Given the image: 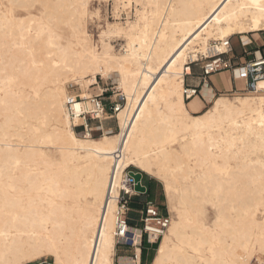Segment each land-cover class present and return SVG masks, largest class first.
<instances>
[{
    "label": "snow or ice",
    "instance_id": "1",
    "mask_svg": "<svg viewBox=\"0 0 264 264\" xmlns=\"http://www.w3.org/2000/svg\"><path fill=\"white\" fill-rule=\"evenodd\" d=\"M149 6L142 0L0 4L7 57L0 58V144L7 153L0 155V264H113L107 221L98 237L91 227L101 206L93 197L109 189L115 197V187L98 178L93 190L75 164L93 147L100 150L96 141L109 142L97 98L113 73L123 76L122 65H114L135 50L140 9ZM241 7L264 18V0ZM170 95L151 96L154 108L139 110L146 155L130 160L168 194L171 217L161 218L164 245L154 264H264V122L258 134L235 121L225 126L221 106L228 109L230 101L223 96L193 115ZM41 178L47 188L38 185Z\"/></svg>",
    "mask_w": 264,
    "mask_h": 264
},
{
    "label": "bare ground",
    "instance_id": "2",
    "mask_svg": "<svg viewBox=\"0 0 264 264\" xmlns=\"http://www.w3.org/2000/svg\"><path fill=\"white\" fill-rule=\"evenodd\" d=\"M5 1L8 2V0ZM249 2L250 0H230V3L226 0H142L144 5L152 6L140 9L142 28L135 33L136 39L133 44L135 50L124 51L122 54L127 59L114 65L116 67L122 65L123 71L122 77L118 73H113L120 81V85L114 89L123 96L125 101L115 114L119 131L115 135H108V143L100 144L99 141H96L100 148L99 151H95V147H93L90 154H85V159H77L75 167L80 169L85 185H91L95 190L98 178L103 179L105 186L111 185L113 175H115V183H117L122 172L130 166H134L141 173L154 178L139 164L130 162L133 158L146 155V147L142 146L146 122L144 119L140 121L136 119L137 116H141L139 110L145 109L147 112L154 108L153 101L149 97L170 94H176L179 107L186 108L183 96L184 78L185 75H191L189 64L199 61L198 55L207 57L204 55V51L207 49L210 53L209 47L212 42H224L233 36L264 32V26L258 27L253 24V20H256L260 25H264L261 13L256 9L241 7ZM221 4L225 6L218 7ZM155 5H159V7H155ZM144 17L146 19H143ZM229 27L232 31L225 35V31ZM217 36L221 38L218 40ZM0 42H2V33H0ZM218 49L222 48L218 47ZM4 51L3 48H0V58L7 59L4 56ZM145 56L148 59L145 60ZM193 56L198 59H191ZM181 67L185 69L183 72L179 71ZM177 76H179V82L176 79ZM145 77L148 78L147 81ZM258 83L255 84L251 94L258 92ZM208 87L206 85L202 89L201 100L214 106V101L220 99L221 96H214ZM153 88L157 89L155 93L152 92ZM223 97L230 101L228 109L221 106L222 112L227 117L224 121L225 126L235 121L243 126H250L257 134L261 131V122H264V96L256 94ZM217 117H219V113ZM134 128L136 131L133 130ZM128 134H131L132 139H129ZM216 135L218 136L219 133ZM113 137L120 138L119 145L111 143ZM12 143L17 142L13 141ZM125 144L128 146L127 149L123 147ZM117 147L119 150H116ZM3 154H7L6 149L4 145L0 144V155ZM11 155H16V153H11ZM42 179L37 181L38 185L47 188V185L41 182ZM109 191L101 192L98 201L93 197L94 204L98 203L101 206L95 207L96 223L92 224L91 231L97 234V237L99 234H104L105 221H107L106 235L114 242V252L111 257V261L114 262L115 204L110 199ZM87 192L88 189L85 188L82 193L85 195V200L88 199ZM166 196L168 199L167 193ZM164 235L156 247V254L151 264H154L160 247L164 245ZM95 246H100L99 238H97ZM124 263L132 264L128 258L120 260V264Z\"/></svg>",
    "mask_w": 264,
    "mask_h": 264
},
{
    "label": "built area",
    "instance_id": "3",
    "mask_svg": "<svg viewBox=\"0 0 264 264\" xmlns=\"http://www.w3.org/2000/svg\"><path fill=\"white\" fill-rule=\"evenodd\" d=\"M230 39L212 42L209 47L210 55L203 56L200 66V74L197 76L198 84H184L183 96L185 101H189L195 97H199L200 88L207 85L212 75L229 72L234 81H243L245 88L243 92L252 93L254 86L258 81L264 79V57H253L245 63L236 64L233 55ZM248 45V44H247ZM240 46L245 48L246 45L240 41ZM218 47L223 50L220 51ZM190 63L191 66L195 63ZM188 75H185V78ZM98 97V101L105 112V120L115 118V114L124 104V98L120 93L109 97L110 103L106 106L104 96ZM114 95V96H113ZM104 120V121H105ZM107 132V131H105ZM129 172H137L125 169L119 182L115 183V175H113L111 185L115 187L116 195L112 196L109 191L110 199L115 204L114 211V238L115 249L118 253H124L131 260L132 264H141L142 251L144 250V242L147 241L150 247L157 245L165 234L161 227V218L165 221L170 219V215L155 205L150 200L143 204H138L139 208L133 207L134 200L141 194L134 190V179ZM141 185L142 182H141ZM136 214L137 218L130 217V214ZM151 229V230H150ZM118 232L122 234L118 235Z\"/></svg>",
    "mask_w": 264,
    "mask_h": 264
},
{
    "label": "rangeland",
    "instance_id": "4",
    "mask_svg": "<svg viewBox=\"0 0 264 264\" xmlns=\"http://www.w3.org/2000/svg\"><path fill=\"white\" fill-rule=\"evenodd\" d=\"M2 3H6L5 0H0V4ZM239 41V37L238 36H233L230 39L231 42V46L233 47V53L230 55H233V57H240L243 56V50L241 48V46L238 43ZM199 56V62L195 63L191 66V75L185 78V83L189 84L192 81H197V76L200 74V66H201V61L200 59H202V55H198ZM236 61V59H235ZM113 76L116 77V79H113L111 81H106V95L104 96V103L107 106L110 103L109 97L112 96V93L114 94H118L119 92H116L117 90H115L114 88L120 85V81L118 79V77L116 76V74H113ZM237 88L243 90L244 86H243V81L238 82L237 84ZM260 95V96H264V93H259V92H255L254 94L248 93V92H242L240 94H217L216 96H228V97H233V96H248V95ZM114 96V95H113ZM125 102V101H124ZM188 103V102H187ZM209 104L205 103L202 105L200 111L198 113H191L193 115H198L200 114V112L202 110H204ZM123 106V105H122ZM104 124H108L110 127V130L112 131V133L116 134L118 132V127H117V120L115 118L109 119V120H105L103 121ZM109 127H106L104 129V131L109 130ZM130 170H134L137 172H140L136 167L134 166H130L129 167ZM141 173V172H140ZM143 175V179H142V184L146 187L147 189V193L145 195H140L137 198H135L134 200V205L133 207H135L136 209H138L139 205L138 204H143L146 201L150 200L151 202H153L155 205L159 206L163 212H166L167 214L170 215V213L167 212V196L166 193L164 191V187L162 185V183L152 177L147 176L146 174L142 173ZM130 217L132 218H137L138 216H136V214H130ZM159 243V242H158ZM157 245H154L153 247H150L149 244L147 243V241L144 242V251L142 254V258H141V264H151L152 259L154 258L155 254H156V247ZM123 258H127V255H125L124 253H118L117 250L115 249V256H114V262L113 264H120V260H123ZM127 264V263H124Z\"/></svg>",
    "mask_w": 264,
    "mask_h": 264
},
{
    "label": "crops",
    "instance_id": "5",
    "mask_svg": "<svg viewBox=\"0 0 264 264\" xmlns=\"http://www.w3.org/2000/svg\"><path fill=\"white\" fill-rule=\"evenodd\" d=\"M238 37H239V41H238L239 45H240V41H242L246 45V47L245 48L241 47L243 50V56H240L238 58L234 57L236 59L235 61L236 64L245 63L249 60H252L253 57H260V56L264 57V32L263 31L258 32V33H250L249 35H243V36H238ZM232 50H233V47H232ZM238 82L240 81H234L232 79L229 72H221V73L212 75L209 78L207 86H209L208 88L212 91L214 96H216L217 94H229V93L240 94L244 91V89L241 90L237 88ZM184 83H185V78H184ZM190 84H198V80L192 81ZM261 84H264V80L258 83L257 90L259 93H264V89H261L260 87ZM243 86L245 88L244 82H243ZM203 88L204 87L200 88V95L198 98H194L188 103L184 100L185 106L190 113H198L202 105L204 104V102L201 100L202 99L201 91ZM117 127L119 131L118 123H117ZM106 131L108 135H115L110 130V127H109V130H106Z\"/></svg>",
    "mask_w": 264,
    "mask_h": 264
},
{
    "label": "water",
    "instance_id": "6",
    "mask_svg": "<svg viewBox=\"0 0 264 264\" xmlns=\"http://www.w3.org/2000/svg\"><path fill=\"white\" fill-rule=\"evenodd\" d=\"M129 175L134 179L135 187L134 190L141 194L145 195L147 193V189L144 185H141L143 175L140 172H129Z\"/></svg>",
    "mask_w": 264,
    "mask_h": 264
},
{
    "label": "trees",
    "instance_id": "7",
    "mask_svg": "<svg viewBox=\"0 0 264 264\" xmlns=\"http://www.w3.org/2000/svg\"><path fill=\"white\" fill-rule=\"evenodd\" d=\"M144 251V250H143ZM143 251H142V254H143Z\"/></svg>",
    "mask_w": 264,
    "mask_h": 264
}]
</instances>
